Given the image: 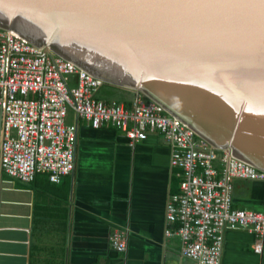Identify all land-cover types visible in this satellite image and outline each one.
<instances>
[{
  "label": "water",
  "instance_id": "water-1",
  "mask_svg": "<svg viewBox=\"0 0 264 264\" xmlns=\"http://www.w3.org/2000/svg\"><path fill=\"white\" fill-rule=\"evenodd\" d=\"M0 26L264 171V0H0Z\"/></svg>",
  "mask_w": 264,
  "mask_h": 264
},
{
  "label": "built area",
  "instance_id": "built-area-1",
  "mask_svg": "<svg viewBox=\"0 0 264 264\" xmlns=\"http://www.w3.org/2000/svg\"><path fill=\"white\" fill-rule=\"evenodd\" d=\"M104 81L73 61L0 26V166L25 182L38 173L60 182L75 165L77 126L70 110L95 128L111 125L131 142L160 133L170 146V165L178 170L179 192L166 203L165 235H178L181 253L198 264H221L224 233L247 229L256 234L254 250L263 251L264 210L233 206L234 179L264 180V171L216 149L158 102L137 94L126 107L97 93ZM114 250H126L125 236L115 229Z\"/></svg>",
  "mask_w": 264,
  "mask_h": 264
},
{
  "label": "crops",
  "instance_id": "crops-1",
  "mask_svg": "<svg viewBox=\"0 0 264 264\" xmlns=\"http://www.w3.org/2000/svg\"><path fill=\"white\" fill-rule=\"evenodd\" d=\"M125 94L116 100L130 107L137 94ZM71 112L75 165L60 182L45 173L25 182L0 166V264H198L182 255L178 235H165L166 203L180 188L165 138L150 131L131 142ZM2 117L0 107V145ZM233 206L263 211L264 180L234 179ZM115 229L125 236L123 252L111 245ZM256 240L247 229L226 230L221 264H264V241L257 253Z\"/></svg>",
  "mask_w": 264,
  "mask_h": 264
},
{
  "label": "trees",
  "instance_id": "trees-1",
  "mask_svg": "<svg viewBox=\"0 0 264 264\" xmlns=\"http://www.w3.org/2000/svg\"><path fill=\"white\" fill-rule=\"evenodd\" d=\"M118 92H123V93H128V90L125 89H120V88H116L113 86H110L108 84H104L98 91L97 96L99 98L105 99L106 101H110L111 99H113V95L118 93ZM145 97V96H144ZM146 98V97H145ZM148 99V98H146ZM129 104V102H126Z\"/></svg>",
  "mask_w": 264,
  "mask_h": 264
},
{
  "label": "rangeland",
  "instance_id": "rangeland-1",
  "mask_svg": "<svg viewBox=\"0 0 264 264\" xmlns=\"http://www.w3.org/2000/svg\"><path fill=\"white\" fill-rule=\"evenodd\" d=\"M129 92H130V91H129ZM124 96L126 97V94L123 93V92H121V94H119V93L114 94L112 98H113V99L119 98V99H121V100H124ZM126 98H127V97H126ZM120 102H121V101H120ZM72 113H73V112L70 113L69 118L72 116Z\"/></svg>",
  "mask_w": 264,
  "mask_h": 264
}]
</instances>
